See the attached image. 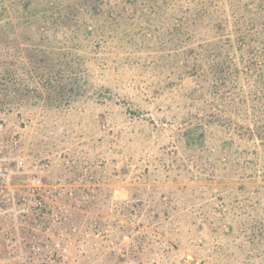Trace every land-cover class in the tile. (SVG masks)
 <instances>
[{
	"label": "rangeland",
	"instance_id": "374dc122",
	"mask_svg": "<svg viewBox=\"0 0 264 264\" xmlns=\"http://www.w3.org/2000/svg\"><path fill=\"white\" fill-rule=\"evenodd\" d=\"M9 1L28 7L33 0ZM141 1L134 5L137 15L144 11ZM211 1L214 13L209 12L208 18L224 21L229 37H234L229 33L236 25L252 15L258 27L262 26L264 0ZM195 5L170 0L168 12L150 26L141 17L114 26L120 32L116 38L98 37L95 30L100 23L94 20L90 24L93 33L81 36L78 49L85 56L87 98L63 111L27 106L0 112V165L15 172V162L22 160L24 172L14 174L8 184L0 179V264H84L90 249L77 246L76 237H69L68 222L33 227L32 216L27 209L22 211L24 206L34 207L30 188L39 187L47 205L53 200L49 189L77 185L94 189L92 197L96 198L89 197V207L71 223L86 229L99 215L102 221L113 217L132 228L144 227L156 243L143 254L142 264L198 260L264 264V234L261 241L251 237L255 225H264V147L237 129L238 125L252 128L264 122V86L254 78L234 74L233 81L244 86L236 92L249 100L236 104L240 99L235 98L238 110L234 114L228 96H211L210 80L184 73L185 62L177 56L179 51L171 50L175 42H169L167 29L183 9ZM207 20L187 26L191 39L185 45L196 46L214 36L213 29L205 25ZM257 46L261 51L264 34ZM262 54L264 50L259 54L261 62ZM253 93L261 96L255 103L249 99ZM210 103L222 108L235 125L205 126L203 142L186 145L183 134ZM69 165H89L98 175L95 178L111 181L84 184L87 178L81 177L66 185L71 174L64 167ZM98 186L112 191L109 201L98 197ZM60 193L56 201L65 204L64 192ZM122 201L143 205L129 217L113 214L112 205ZM47 218V214L42 216L43 221ZM115 233L110 231L109 237ZM18 236L23 241L22 258L17 251ZM52 243L58 246V258L53 256ZM94 252L98 256L99 251ZM97 258V264H109ZM125 264L137 263L130 259Z\"/></svg>",
	"mask_w": 264,
	"mask_h": 264
},
{
	"label": "trees",
	"instance_id": "16d2710c",
	"mask_svg": "<svg viewBox=\"0 0 264 264\" xmlns=\"http://www.w3.org/2000/svg\"><path fill=\"white\" fill-rule=\"evenodd\" d=\"M8 1L0 0L2 113L27 106L63 111L87 98L89 87L85 56L79 53L78 49L81 36L86 38L93 33L90 24L94 20L95 23H100L95 30L98 37L101 35L106 36L105 38H116L120 32H117L114 26L128 20L134 22L136 17H141V20L150 26L161 15L166 14L170 6V0H33L28 7L20 1L16 3ZM140 1L144 4V11L137 15L134 5ZM187 1L195 2L196 5L183 9L167 29L169 42H175L171 50L179 51L177 56L185 62L184 73L187 72L186 74L196 78L199 76L204 82L210 80L208 91L213 98L228 96L233 105L237 98L240 100L236 104L246 103L249 100L245 95L236 92L242 90L244 86H240L238 81H233L232 76L243 74L246 80L254 78L257 83L264 86V59L261 62L259 57L264 46L261 51L257 46L259 37L264 34V19L262 26L258 27L254 16H250L248 21L236 25L232 33H229L234 37H229L228 25L224 21H212L213 19L208 18L209 12L214 13V3L211 0ZM204 19H208L205 25L213 29L214 36L200 41L196 46L185 45V41L191 39L187 26L202 23ZM110 26L112 29L107 28ZM123 33L126 34L127 31ZM155 38L160 39L159 43L163 44L161 37ZM199 84L201 87L202 81ZM260 97L258 93H253L249 99L255 103ZM233 105L230 113L235 114L238 108ZM218 107L214 103L204 105L203 112L195 117V125L183 134L186 145L195 146L196 142L202 143L205 126L215 124L230 128L235 125L232 119L224 115V110ZM238 126L237 129L244 132L241 136L247 135L249 139L259 140L264 147V122L255 123L252 128ZM231 141L227 142L230 147ZM64 170L71 174V177L65 180L66 185H73V182L82 180L81 177L87 178L84 184L99 182L103 184L111 181L95 178L98 175L89 165L85 167L69 165L64 167ZM77 186L49 189V194L53 197L52 203L37 204L29 211L33 227H39L43 222L48 223V226H59L68 222L69 228L66 229V233L69 237L75 236L77 246L87 245L90 249L87 250L89 253L86 254L84 264H97L100 261L97 257H103L109 264H125L130 259L142 264L143 254L156 243L153 234L144 227L132 228L129 223L115 221L117 219L113 217L102 221L103 217L99 215L95 220L88 222L86 229H79L78 225L71 223L74 218H78L82 210L89 207L91 203L89 197H92L94 190ZM40 191L41 189H37L33 194L37 202L42 201ZM60 191L64 192L62 197L66 205L56 201L59 196L61 197ZM95 191L99 193L100 199L108 201L112 195L109 187L98 186ZM140 205H143V202H116L112 205L113 214H126L129 217ZM46 214L48 218L43 221L42 216ZM115 227L118 229H114ZM110 231L116 232L112 239L108 234ZM263 234L264 225L258 223L253 227L251 237L261 241ZM52 245L53 256L58 258L59 249L56 248L58 246L55 243ZM96 249L99 251L98 256L94 252Z\"/></svg>",
	"mask_w": 264,
	"mask_h": 264
},
{
	"label": "built area",
	"instance_id": "2783aa9c",
	"mask_svg": "<svg viewBox=\"0 0 264 264\" xmlns=\"http://www.w3.org/2000/svg\"><path fill=\"white\" fill-rule=\"evenodd\" d=\"M0 126H1V124H0ZM15 164H16V171L15 172H12L8 168L0 165V179L3 180V181H5V183H7V184L10 182V180L12 179V176L14 174H24V172L22 170V168H23V162H22V160H17L15 162ZM37 189H40V188L39 187L30 188V192L31 193H29V194H31V196H33L34 192ZM28 201L31 202V200H28ZM37 204H43V201L37 202V200H34L33 201V206L35 207ZM26 209H27V212H29V210H30L29 207L28 208H25V206L22 208V211L23 212H26ZM22 242H23L22 239L18 236L17 237V251H18V256L20 258L23 257V255H22ZM192 264H208V263L206 261H204V260H198V261L193 262Z\"/></svg>",
	"mask_w": 264,
	"mask_h": 264
}]
</instances>
